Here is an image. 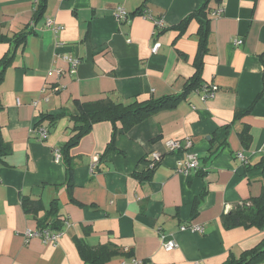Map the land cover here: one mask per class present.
<instances>
[{"label":"crops","instance_id":"obj_1","mask_svg":"<svg viewBox=\"0 0 264 264\" xmlns=\"http://www.w3.org/2000/svg\"><path fill=\"white\" fill-rule=\"evenodd\" d=\"M205 1L46 0L37 20L35 0H0V64L12 59L0 85V135L9 152L0 165V264H90L79 241L112 248L104 264H226L264 243V226L226 230L221 223L264 187V0H210L197 90L175 109L118 131L113 152V125L96 124L68 151L72 189L65 156L55 159L74 134L77 101L129 104L184 91L197 72L201 24L192 18L183 33L174 27ZM118 7L128 12L125 21H117ZM156 20L164 27L157 30ZM23 33L26 40L17 41ZM68 58L81 61L74 74ZM55 69L64 74L49 77ZM211 86L218 91L204 99ZM172 141L182 150L172 152ZM221 141L224 148L207 160ZM155 155L162 161L145 178ZM190 155L199 169L185 175L180 163ZM23 199L41 207L26 211ZM57 221L69 226L56 244L26 241L27 231ZM193 224L204 233L181 230ZM164 239L177 247L165 250Z\"/></svg>","mask_w":264,"mask_h":264},{"label":"trees","instance_id":"obj_2","mask_svg":"<svg viewBox=\"0 0 264 264\" xmlns=\"http://www.w3.org/2000/svg\"><path fill=\"white\" fill-rule=\"evenodd\" d=\"M46 0H38L35 14V19H40L43 16L45 10ZM210 0H206L202 7L195 11L191 16L182 21L174 29L183 33L186 29L187 24L192 18H197L201 24L200 29V40H199V54L196 59L197 72L195 76L187 83L184 91L181 94H175L170 96H165L161 98H151L145 102H133L129 104L115 102L110 98L104 97L97 101H77L78 113L73 116L72 119L75 123L73 128V136L70 138L66 147L60 150L62 157H64V164L66 166L68 184L70 189L73 188L74 184V166L72 164L71 158L68 151L76 147L81 139L89 134L93 127L102 122H110L113 125V137L109 146L107 148L108 152L115 151V141L118 131L129 132L135 126L145 122L146 120L152 118L154 115L168 110L175 109L179 103L186 100L194 91L197 90L200 84L202 69H203V55L207 53V35L209 33V14ZM143 12H141V15ZM27 33L21 34L17 41L23 42L26 40ZM3 41V39H0ZM11 58H4L1 60L0 64V85L4 80V74L6 68L11 63ZM243 112H238L235 116H242ZM57 117V116H56ZM55 116H47L45 119L51 120L52 123L56 121ZM230 129V125L224 128V134L227 136V131ZM241 141L246 143L249 138V134L243 131L241 134ZM214 141V140H213ZM225 141L219 142L217 148H212L209 151V159L215 158L220 150L224 148ZM7 147L2 143L0 135V165L3 163V158L8 155ZM156 169V168H155ZM154 170H147L144 174L145 178H149ZM200 175H203L200 172ZM204 176V175H203ZM204 197V193L202 198ZM199 199L195 205L199 201ZM23 206L26 211H36L41 207V201L23 199ZM196 209V208H195ZM66 223V221H65ZM61 221L48 223L41 222L38 225V229H51L53 231H63L64 224ZM221 223L223 228L226 230L236 229V228H257L260 229L264 226V187L260 196L252 198L241 205H238L230 213L224 215L221 218ZM78 248L81 257L84 261L90 264H104L112 256L111 249L109 247H89L82 241L78 242ZM264 261V243L254 248L253 250L245 252L239 259L230 257L226 264H259Z\"/></svg>","mask_w":264,"mask_h":264},{"label":"built area","instance_id":"obj_3","mask_svg":"<svg viewBox=\"0 0 264 264\" xmlns=\"http://www.w3.org/2000/svg\"><path fill=\"white\" fill-rule=\"evenodd\" d=\"M36 4L38 2V0H35ZM222 10H219V13H221ZM147 18H152L151 16L148 15H144ZM115 17L117 19V21L122 22L125 21L127 18H129V14L128 12L123 8V7H118L115 11ZM153 19V18H152ZM158 29H161L164 27V24L161 20H156L154 21ZM47 26L49 28H54V23L52 21H48L47 22ZM55 31V33L58 32V30H60V28H54L53 29ZM237 45H241L242 41L238 40L235 42ZM160 43H155L153 46V52L156 53L159 48H160ZM67 62L69 64V72L71 74H74L78 68V66L80 65L81 61L78 58H68ZM64 74V71L61 69H55L52 70L48 73L49 77H61ZM218 91V87L217 86H211L210 88L205 89V94H204V99H210L212 97H214L215 93ZM38 134L40 136L41 139H45L48 136V131L45 128H41L38 130ZM192 142L188 139L186 142V145L183 147V145L178 142V141H172L169 143V148L172 152L174 151H180L182 150V147L185 148V151L187 152L188 150H190L192 148ZM239 157L245 161V158L243 155H239ZM55 159L57 161H60L62 159V155L60 150H57L55 152ZM162 161V156L160 155H155L153 158H151L148 163H147V170H155V168L157 167V165L159 163H161ZM199 169V162L197 160V158L193 157L192 155H190L189 159L183 163H180V168H179V172L182 174L187 175L188 172L190 170H194L197 171ZM67 226H69V223L66 222L65 223ZM182 231H187L190 230L192 232H197L200 234L204 233V228L202 226L199 225H188V226H183L181 227ZM64 235L63 231H53L51 229L45 228V229H35V230H29L26 232L25 234V239L26 241H30L32 239H40L44 244H56L61 237ZM164 248L167 251H172L177 247V244L175 242L174 239H164ZM130 264H139V262L137 261H133Z\"/></svg>","mask_w":264,"mask_h":264}]
</instances>
